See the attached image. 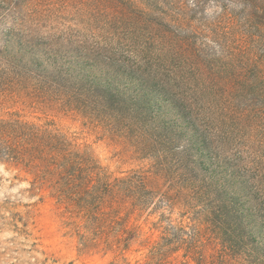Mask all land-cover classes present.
I'll use <instances>...</instances> for the list:
<instances>
[{"label":"trees","instance_id":"1","mask_svg":"<svg viewBox=\"0 0 264 264\" xmlns=\"http://www.w3.org/2000/svg\"><path fill=\"white\" fill-rule=\"evenodd\" d=\"M37 1L40 18L69 23L48 36L3 33L0 92L20 81L30 53V95L153 160L171 189L160 202L169 212L184 203L191 223L163 227L144 264H169L179 249L197 264H264V0ZM0 159L30 166L60 201L99 219L103 195L90 201L81 191L102 169L66 135L0 120ZM146 179L138 172L102 187L110 205L120 193L130 211L145 210L155 193ZM116 223L108 244L126 246L133 233Z\"/></svg>","mask_w":264,"mask_h":264},{"label":"rangeland","instance_id":"2","mask_svg":"<svg viewBox=\"0 0 264 264\" xmlns=\"http://www.w3.org/2000/svg\"><path fill=\"white\" fill-rule=\"evenodd\" d=\"M15 2L19 4L17 10L11 9L8 1H1V38L9 30L18 36L19 33L30 34V29L48 36L59 33L58 29H63L61 25L69 23L54 15L40 18L43 5L37 0H21L20 3L14 0L12 6ZM208 13H213L212 7L208 8ZM62 16L66 17V12ZM35 18L41 20L34 21ZM9 36V47H15L17 37ZM21 63L24 66L17 68L21 71L19 80L25 84L18 81V76L14 79L13 74H9L18 83L0 92V120H19L41 130L52 129L66 135L102 169V179L94 178L87 190L82 189V197L93 201L103 195V199L99 219L94 221L78 207L60 201L48 183L35 177L30 166L0 159V264H144L162 240L163 227L169 223L177 227L191 223L184 214L187 206L181 202L169 212L165 203L160 202V193L171 189L164 178L153 172L151 158L142 157L123 139L89 123L76 111L30 95V53L23 56ZM138 172L147 174V185L155 192L148 207L130 211V202H123L120 193L117 201L110 205L111 195L103 190V183L113 184ZM112 209L117 210L115 219L118 221L112 219ZM116 222H122L133 233L126 246L108 244L113 240V229L119 226ZM207 250L214 252V244L207 245ZM184 253V249L170 253L169 264H197Z\"/></svg>","mask_w":264,"mask_h":264}]
</instances>
